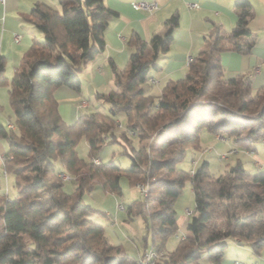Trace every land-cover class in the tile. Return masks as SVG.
Wrapping results in <instances>:
<instances>
[{
	"label": "trees",
	"instance_id": "1",
	"mask_svg": "<svg viewBox=\"0 0 264 264\" xmlns=\"http://www.w3.org/2000/svg\"><path fill=\"white\" fill-rule=\"evenodd\" d=\"M61 7L37 1L24 18L42 34L23 54L12 78L0 56V86L7 85L16 127L0 125L8 141L4 169L14 176L16 194L0 193V264H133L134 256L111 241L105 225L91 213L106 214L84 199L101 186L123 196L121 180L131 187L148 184L149 195L124 205L128 218H140L145 246L164 251L157 264H221L230 238L259 253L264 247V170L249 171L242 161L222 173L203 160L193 170L177 164L188 152L202 151L201 132L230 137L250 146L264 136V88L253 93L250 75L226 76L225 50L249 52L256 35L249 0H237L238 20L229 32H216L207 48L196 53L183 78L168 79L160 94H151L149 74L170 49L179 14L165 20L163 34L146 41L129 38L126 64L114 70V87L97 92L108 110L81 113L72 124L59 110L56 89H81L83 64L104 50L109 20L118 11L104 0H59ZM123 121V122H122ZM85 137L89 158L78 154ZM119 143L131 164L96 163L105 144ZM76 182L68 192L63 174ZM187 181L195 196L188 231L174 249L170 235L179 229L176 203ZM134 259V260H133Z\"/></svg>",
	"mask_w": 264,
	"mask_h": 264
},
{
	"label": "crops",
	"instance_id": "2",
	"mask_svg": "<svg viewBox=\"0 0 264 264\" xmlns=\"http://www.w3.org/2000/svg\"><path fill=\"white\" fill-rule=\"evenodd\" d=\"M37 1H45L56 8L61 7L59 0H0V56L6 61L5 71L10 67L15 71L33 40L39 39V35L43 38V34L24 18ZM139 1H156L158 8L152 11L136 9L133 3ZM249 1L253 16L248 27L252 34L256 35V42L249 52L223 51L221 63L226 76L250 75L253 93H256L264 88V0ZM104 2L118 11V15L109 20L104 50L83 64L79 72L80 90L62 85L55 92L62 118L69 124L74 123L82 112L88 111L93 106L83 94L85 82L88 85L94 84L95 89H112L114 85L112 62L118 69L126 64L131 52L128 42L132 33L137 32L141 38L149 41L154 34H163L166 31L167 18L174 13L179 14V24L174 29L170 49L160 55L157 62L160 68L152 69L149 74L150 91L159 94L168 79L184 77L188 69L189 57L192 58L200 50L207 48L216 32H231L238 20L237 0H104ZM16 34L20 35L18 41L15 40ZM262 94L264 95V91ZM13 112L9 102V91L0 86V125L8 127V122L16 125V116L12 117ZM205 140V143L209 142L213 145L217 159L222 162L218 166L219 174L238 160L242 161L249 171L264 170V145L261 139L250 146H245L236 144L230 137L208 132ZM7 149V139L0 136V193L10 195V178L8 173L4 174L3 164ZM191 194L188 193L183 199L187 201L186 206V202L180 199L179 206L183 205L180 208L181 212L177 210V222L181 234H178V229L176 236L180 238L189 233L188 223L194 214L195 205L191 206ZM119 204L122 203L120 201L117 203L118 210ZM183 207L190 208L192 214L187 215ZM107 216L111 217V213L107 212ZM114 224L115 221L112 220L110 224L104 225L108 234L112 235L114 243H121L114 231ZM144 247L145 243L141 247L137 246L134 259ZM200 261L202 264H211L206 255H203ZM236 262L264 264V247L257 253L248 244L230 238L221 264H236Z\"/></svg>",
	"mask_w": 264,
	"mask_h": 264
},
{
	"label": "rangeland",
	"instance_id": "3",
	"mask_svg": "<svg viewBox=\"0 0 264 264\" xmlns=\"http://www.w3.org/2000/svg\"><path fill=\"white\" fill-rule=\"evenodd\" d=\"M38 38H39L38 40H42V35H39ZM5 75L11 79L12 76L14 75V69L12 67L7 68V70L5 71ZM1 87H3L5 90H8L7 85H1ZM109 90H110L109 88L108 89H105V88L95 89L94 84L88 85L85 82L84 87H83V94L85 98L89 100V102L93 105L92 107H90V109H88V111L89 110H102L103 112L107 111L108 110L107 103L97 99L96 93L97 92H108ZM151 94L158 95L157 93H152V92ZM14 116L15 115L13 112L12 117L14 118ZM206 133L208 132L205 129H203L201 132V143L203 145V150L202 151L191 150L190 152H188L185 158L177 164L178 167L184 168L187 170H192L196 168L197 165H199L203 160H207V161H210V166H211L210 170L215 174H219L218 172L220 171L218 170V166L219 164L221 165L222 162L217 159V155L214 153V150H213V145H211L209 142L205 143ZM122 149L123 147L119 143L105 144L99 151L98 158L101 162H107L110 160H114L115 162L119 163L121 167L127 168L130 166L131 160L127 155L122 153ZM77 150H78V154L82 158H85V159L89 158V145L85 137L79 140L77 144ZM62 177L66 180L65 181L66 190L68 192H72L73 190H75L76 188L75 180H73L71 176H69L67 173L62 175ZM9 178H10V189H11L10 197H13L16 194L13 174L9 173ZM121 185L123 189V196H119L114 193L106 192L103 190L101 186H97L92 191L86 192L84 194V199L86 202L106 212V214L91 213L89 216L93 220H95L96 222L103 223V224H110L112 220L115 221L113 228L121 242L122 247L130 255H134L138 250L137 246L141 247L145 243L146 228L144 227V222L142 219L136 217L130 220L128 218V213L126 210L122 208L118 210L117 203L120 201L124 205H129L134 200L139 199L141 194L138 188L131 187L129 185L128 179L126 176L122 177ZM191 190H192L191 182L187 181L180 197L177 200L178 203H176L177 205L176 208L178 211L181 212L180 208L183 205L182 204L181 206H179V203H181L180 199L184 201L183 199L187 197L188 193L190 194L192 193L191 194L192 195L191 206L194 207L195 196L193 192H191ZM184 202H186L185 203V206H186L187 201H184ZM124 205H123V208H124ZM107 212L111 213V217L107 216ZM184 229L186 230V228ZM178 234H181V228L179 229ZM109 236H110L111 241L114 242L112 235L110 234ZM179 239L180 237L176 236V233L170 235L166 243L167 249H170V250L174 249V247L178 244ZM203 255H206L204 251L201 252V257ZM52 264H57V263L54 262Z\"/></svg>",
	"mask_w": 264,
	"mask_h": 264
},
{
	"label": "built area",
	"instance_id": "4",
	"mask_svg": "<svg viewBox=\"0 0 264 264\" xmlns=\"http://www.w3.org/2000/svg\"><path fill=\"white\" fill-rule=\"evenodd\" d=\"M133 6L136 9H147V10H155L156 8H158V3L156 1H152V2H147V1H139V2H134ZM20 35L16 34L15 35V40H19ZM191 57H189V62L191 61ZM7 126L11 129L15 128V125L11 122L7 123ZM261 141L264 145V136L261 138ZM4 161V159H3ZM96 163H99L98 159H95ZM7 172L4 170V174H6ZM64 175V174H63ZM137 187L140 191V193L147 197L149 195V186L148 184H144V183H138ZM119 208L123 209V205L119 204ZM186 213L187 215H191L192 214V210L190 208H186ZM185 235H183L182 237H184ZM164 256V251L162 249H160L158 246L155 245H147L145 246L140 253L137 255V257L135 258L133 264H157L158 261H160L162 259V257ZM236 264H241L240 262H236Z\"/></svg>",
	"mask_w": 264,
	"mask_h": 264
}]
</instances>
